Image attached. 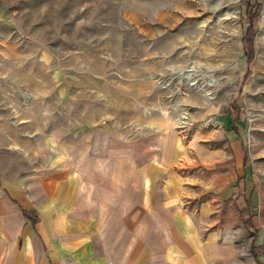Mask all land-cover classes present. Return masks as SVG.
I'll return each instance as SVG.
<instances>
[{
  "label": "rangeland",
  "instance_id": "374dc122",
  "mask_svg": "<svg viewBox=\"0 0 264 264\" xmlns=\"http://www.w3.org/2000/svg\"><path fill=\"white\" fill-rule=\"evenodd\" d=\"M174 141L226 143L264 264V0H0V173L71 170L112 203L119 164Z\"/></svg>",
  "mask_w": 264,
  "mask_h": 264
},
{
  "label": "crops",
  "instance_id": "0c3cea01",
  "mask_svg": "<svg viewBox=\"0 0 264 264\" xmlns=\"http://www.w3.org/2000/svg\"><path fill=\"white\" fill-rule=\"evenodd\" d=\"M225 145L165 143L126 181L119 164L112 203L99 198L112 187L83 189L71 170L0 173V264H255Z\"/></svg>",
  "mask_w": 264,
  "mask_h": 264
},
{
  "label": "trees",
  "instance_id": "16d2710c",
  "mask_svg": "<svg viewBox=\"0 0 264 264\" xmlns=\"http://www.w3.org/2000/svg\"><path fill=\"white\" fill-rule=\"evenodd\" d=\"M254 8H256V6ZM252 20H253V18L250 17V23H252ZM251 30L252 29H249L247 31V35H246L245 39L243 40V43H244L245 47L247 48V53H246V63L247 64L251 63L252 58H253V51H254L253 40L251 39V37H252V31ZM236 121H237L236 117H234L233 119L231 118L230 123H231V127L234 131H236L235 126H234ZM241 182H243V179H241ZM246 225L249 229H251V225H249L248 223ZM255 261L257 262V264H262L260 261L257 260L256 257H255Z\"/></svg>",
  "mask_w": 264,
  "mask_h": 264
},
{
  "label": "bare ground",
  "instance_id": "6f19581e",
  "mask_svg": "<svg viewBox=\"0 0 264 264\" xmlns=\"http://www.w3.org/2000/svg\"><path fill=\"white\" fill-rule=\"evenodd\" d=\"M234 1H237V0H234ZM235 15H236L235 13H228V14L225 15L226 19H228L229 22L232 23L233 25H234V21L233 20L235 19Z\"/></svg>",
  "mask_w": 264,
  "mask_h": 264
}]
</instances>
